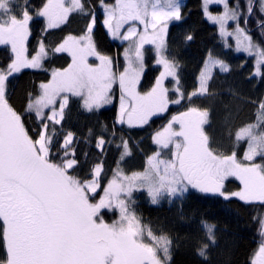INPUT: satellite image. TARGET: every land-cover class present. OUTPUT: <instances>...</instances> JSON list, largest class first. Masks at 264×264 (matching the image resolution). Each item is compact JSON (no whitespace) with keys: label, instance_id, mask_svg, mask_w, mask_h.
I'll list each match as a JSON object with an SVG mask.
<instances>
[{"label":"snow or ice","instance_id":"1","mask_svg":"<svg viewBox=\"0 0 264 264\" xmlns=\"http://www.w3.org/2000/svg\"><path fill=\"white\" fill-rule=\"evenodd\" d=\"M200 14L225 49L251 58L245 79L264 81V0H201ZM77 16L78 33L49 41ZM173 22H186L180 0H0V264H173L178 245L144 222L134 193L152 205L182 206L203 196L264 209V96L247 100L253 120L228 129L231 148L214 144L205 129L210 109L199 102L215 97L211 82L232 67L208 50L193 89L182 87L170 45ZM98 32L119 42L115 57L102 50ZM195 38L189 30L181 42ZM149 52L158 74L145 85ZM56 59L64 64H50ZM25 70L43 78L32 80L17 102L15 82ZM108 106L111 125L97 120L79 133L69 121L73 109L96 115ZM171 106L182 110L169 117ZM154 118L165 121L149 133L154 148L142 170L129 173L131 133L148 131ZM253 219L261 240L246 264H264V214ZM201 224L204 239L194 253L210 264L215 224Z\"/></svg>","mask_w":264,"mask_h":264},{"label":"trees","instance_id":"2","mask_svg":"<svg viewBox=\"0 0 264 264\" xmlns=\"http://www.w3.org/2000/svg\"><path fill=\"white\" fill-rule=\"evenodd\" d=\"M39 2L40 0H30L33 5ZM109 2H113V0H109ZM200 3L201 0L183 1L182 5H184L186 22L170 24L171 51L181 62L182 87L188 91L193 89L195 74L208 50H212L230 63L232 72L223 81V89L228 96L221 97V99L209 98L199 102L210 109V119L212 121L205 125L206 133H209L214 144H220L227 149L233 146V141L228 138V129H235L237 126L254 119L255 110L247 100L248 98L255 99L264 96V81L258 79L256 83H253L254 79L250 82L245 79L249 75V70L252 66L251 60L242 54L223 47L215 26L208 23L201 16ZM211 10L213 12L219 11L216 6L212 7ZM82 26L83 21L77 16L64 27L63 31L55 30V34L48 39L51 42L58 40L66 33H78ZM33 30L34 32L38 31L37 25L33 24ZM189 30L195 32L196 38L190 44H184L181 42L182 37ZM252 35L256 40H260L254 25ZM96 38L102 50L109 52L113 57L116 56V45L119 44L118 42L109 40L99 32ZM261 42L264 43V41ZM34 43V39L30 37L28 44L30 51ZM119 51L122 54L123 48H119ZM4 54V48L0 46V60L3 59ZM146 59L147 64L143 77L145 85L158 74L151 52L147 54ZM245 61H247L246 64ZM50 64L55 66L63 65L64 59H56L51 61ZM241 64H245L243 69L240 67ZM42 78V73L25 70L24 74L15 82L17 88L16 101L18 102L22 90L28 87L32 80L38 82ZM230 90H235L239 97L244 99L233 96ZM108 108L110 110L102 109L101 113L96 115L77 112L73 109L69 116V121L79 133H85L87 127L90 125L94 126L97 120L106 121L111 125L114 109H111V106H108ZM171 109L168 114L169 117L171 114L182 110L178 106H171ZM164 122L154 118V123L148 131L134 130L131 133L134 151L124 165L125 171L131 173L132 171L142 170L145 154H151L154 148L149 138V133L155 131ZM215 136L218 137L217 141H214ZM136 141H141L139 147H135ZM245 147L246 145L241 144L236 148L241 157ZM256 162H261L258 157ZM108 166L114 167L111 156L109 157ZM110 175L111 173H109ZM235 183L238 182L229 184L228 187L234 190ZM134 196L136 198V210L142 216L144 222L151 224L157 230L163 228L165 232L171 234L176 245H178L175 248L173 264H203L202 260L195 255L193 247L197 241L204 239L202 221L215 224L214 231L217 236V243L210 250V264H246L250 253L258 247L261 240L258 224L253 219L259 214H264V209L258 206L247 207L242 206L239 201L225 203L216 198H204L203 196H191L183 202L182 206L179 202L170 205L167 201H162L159 205L153 206L149 204L145 195L134 193Z\"/></svg>","mask_w":264,"mask_h":264},{"label":"rangeland","instance_id":"3","mask_svg":"<svg viewBox=\"0 0 264 264\" xmlns=\"http://www.w3.org/2000/svg\"><path fill=\"white\" fill-rule=\"evenodd\" d=\"M183 1L184 0H180V2L183 4ZM212 7H214V6H212ZM173 23H175V22H173ZM119 43V42H118ZM146 48H150L151 46L150 45H146L145 46ZM238 54H242V55H244L243 53H238ZM245 56V55H244ZM245 57H247V56H245ZM249 58V57H248ZM121 59H122V61H123V55H122V57H121ZM250 60H251V58H249ZM251 62H252V60H251ZM154 65H155V63H154ZM156 66V65H155ZM252 67V66H251ZM227 77V75L226 76H223V75H221V76H217L212 82H211V87H212V91L216 94L215 95V99H221V97H226V96H228V94L224 91V89H223V81H224V79ZM259 78H255L254 79V82L253 83H256L257 82V80H258ZM219 103H220V101H219ZM219 105H221V104H219ZM214 116H216V114H214ZM213 116V117H214ZM214 119V118H213ZM210 121H212L211 119H210ZM207 134L209 135V133L207 132ZM210 136V135H209ZM217 139H218V137L217 136H215V138H214V141L216 140L217 141ZM148 200V199H147ZM165 201H167V200H165ZM149 204H151V203H149ZM152 205V204H151ZM153 206H156V205H153Z\"/></svg>","mask_w":264,"mask_h":264}]
</instances>
